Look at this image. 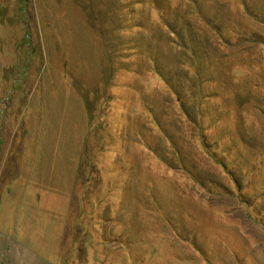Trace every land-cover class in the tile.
<instances>
[{
  "label": "rangeland",
  "instance_id": "374dc122",
  "mask_svg": "<svg viewBox=\"0 0 264 264\" xmlns=\"http://www.w3.org/2000/svg\"><path fill=\"white\" fill-rule=\"evenodd\" d=\"M0 264H264V0H0Z\"/></svg>",
  "mask_w": 264,
  "mask_h": 264
}]
</instances>
